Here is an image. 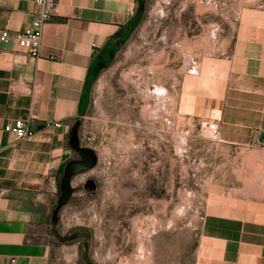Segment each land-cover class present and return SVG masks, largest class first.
<instances>
[{
	"label": "rangeland",
	"instance_id": "obj_1",
	"mask_svg": "<svg viewBox=\"0 0 264 264\" xmlns=\"http://www.w3.org/2000/svg\"><path fill=\"white\" fill-rule=\"evenodd\" d=\"M263 22L264 0H141L77 118L99 161L52 222L69 264H201L212 204L264 193V154L220 139L213 79L214 59Z\"/></svg>",
	"mask_w": 264,
	"mask_h": 264
},
{
	"label": "crops",
	"instance_id": "obj_2",
	"mask_svg": "<svg viewBox=\"0 0 264 264\" xmlns=\"http://www.w3.org/2000/svg\"><path fill=\"white\" fill-rule=\"evenodd\" d=\"M140 2H49L36 55L0 39V264H69L52 236L36 234L54 222L57 194L49 180L79 158L69 143L72 124L89 102L99 58L136 28ZM41 11L38 0H0V36L29 28ZM256 27L238 37L232 54L214 59L213 79L221 141L264 154V22ZM19 119L31 121L22 141L5 130ZM200 262L264 264V193L212 204Z\"/></svg>",
	"mask_w": 264,
	"mask_h": 264
},
{
	"label": "built area",
	"instance_id": "obj_3",
	"mask_svg": "<svg viewBox=\"0 0 264 264\" xmlns=\"http://www.w3.org/2000/svg\"><path fill=\"white\" fill-rule=\"evenodd\" d=\"M51 1L53 0H38L39 4L42 6V11L32 22L31 26L24 31L19 32L4 30L0 36L1 41L5 43L16 42L22 47L30 48L33 55L38 54L42 42V27L51 16L47 11V5ZM57 126L62 127V124L58 123ZM5 130L7 132L13 133L18 138V140H25L32 134L31 121L26 122L22 119L16 120L13 123L7 124ZM49 183L55 186V192L53 194H58L59 190L57 178L53 177ZM52 230L53 225L47 224L39 226L36 230V234H39L43 237V239L48 240L51 238Z\"/></svg>",
	"mask_w": 264,
	"mask_h": 264
},
{
	"label": "water",
	"instance_id": "obj_4",
	"mask_svg": "<svg viewBox=\"0 0 264 264\" xmlns=\"http://www.w3.org/2000/svg\"><path fill=\"white\" fill-rule=\"evenodd\" d=\"M81 123V120H77V122L72 125L70 130L69 143L72 149L78 153L79 158L70 160L65 166L63 180L60 185L61 196L54 211V220L57 219L61 209L69 203L74 195L75 188L73 186V179L78 175L87 173L94 169L99 161L97 152L81 143ZM263 140L264 134L262 133L261 141ZM86 186L93 189L97 186V183L94 179L90 178L88 179Z\"/></svg>",
	"mask_w": 264,
	"mask_h": 264
},
{
	"label": "flooded vegetation",
	"instance_id": "obj_5",
	"mask_svg": "<svg viewBox=\"0 0 264 264\" xmlns=\"http://www.w3.org/2000/svg\"><path fill=\"white\" fill-rule=\"evenodd\" d=\"M78 159V158H77ZM88 188H90V187H88Z\"/></svg>",
	"mask_w": 264,
	"mask_h": 264
},
{
	"label": "trees",
	"instance_id": "obj_6",
	"mask_svg": "<svg viewBox=\"0 0 264 264\" xmlns=\"http://www.w3.org/2000/svg\"><path fill=\"white\" fill-rule=\"evenodd\" d=\"M98 68V67H97ZM96 76V75H95Z\"/></svg>",
	"mask_w": 264,
	"mask_h": 264
},
{
	"label": "bare ground",
	"instance_id": "obj_7",
	"mask_svg": "<svg viewBox=\"0 0 264 264\" xmlns=\"http://www.w3.org/2000/svg\"><path fill=\"white\" fill-rule=\"evenodd\" d=\"M83 179V178H82Z\"/></svg>",
	"mask_w": 264,
	"mask_h": 264
}]
</instances>
